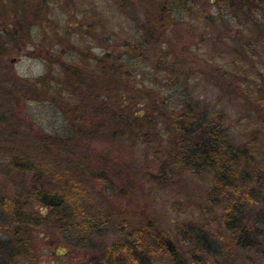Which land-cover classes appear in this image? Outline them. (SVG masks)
Returning a JSON list of instances; mask_svg holds the SVG:
<instances>
[{"label":"rangeland","instance_id":"1","mask_svg":"<svg viewBox=\"0 0 264 264\" xmlns=\"http://www.w3.org/2000/svg\"><path fill=\"white\" fill-rule=\"evenodd\" d=\"M166 1L47 0L48 4L43 6L50 14L49 25L45 24V37L35 28L28 44L4 58L7 69L3 79L17 80L22 93L25 92L23 98L16 97L11 103L12 128L16 124L23 133L28 130L33 135L47 134L81 141L74 143L79 146L73 154L86 163L83 166L87 190L94 204L97 203L95 210L101 215V224H97L93 233L76 237L72 231L57 230L54 220L49 218L32 236L33 253L26 259L12 258L9 251L16 244L11 235L12 219L3 214L0 264H101L108 248L123 240L127 232L143 230L148 224L175 243L178 254L187 264H264V126L254 112L249 116V106L234 94L229 97L227 93L228 98L218 100V90L203 78L213 66L230 61L227 47L236 44L238 50H243L252 36L261 43L256 47L255 56L244 64L243 70L251 77L248 83L242 82L241 87L253 82L254 88H260L262 81L258 75L264 77V37H257L255 29L243 26L233 15L224 11L221 14L218 0L177 2L170 13L174 22L166 24L162 35L164 30L152 23L157 20L162 25L166 19L159 14ZM11 13L10 8L0 14V30L7 27L3 19ZM257 22L263 27V16ZM150 27L154 30L152 38L144 32ZM55 37L65 44L54 46L50 51ZM234 38H237L235 44ZM149 39L152 40L149 42ZM136 46L140 47L142 55L130 59L127 52ZM223 55L222 61L219 58ZM161 56L167 67L181 68L178 82L182 85L178 89L169 86L167 76L160 70ZM214 57L215 60H211ZM59 59L68 70L80 73L82 82L76 86L81 85V88H76L61 72L57 66ZM118 60L128 64L130 70L120 69ZM109 68L107 78L103 72ZM171 72L178 75L175 70ZM83 77L98 88L100 96L101 80L105 78L107 84L115 82L118 91L111 93V98L107 96L106 103L120 112L130 126L122 137L111 139L109 133L101 129L98 134L93 131L92 136L84 135L90 131L92 121L88 117L86 120L79 118L87 113L89 103ZM52 79L50 86L54 90L50 94L36 82L45 80L47 84ZM187 98L211 111V120L217 125L221 123L234 147L246 148L249 161L238 171L241 179L237 181L241 193L245 192L239 201V218L250 231L249 238L243 242L245 246L232 242L219 220L220 209L203 213L204 206L208 205L204 198L211 187V176H199L198 180L181 176L164 183L154 179L158 168L167 162L168 147L179 137L167 131L168 119H161L153 131L144 130L139 134L135 129L140 120L145 124L152 120L146 117L149 108L153 116L160 117L163 110L159 107L163 102L164 110L179 113L181 109L184 111L182 102ZM217 113L221 115L220 121ZM92 138L98 141L88 143ZM8 159V155H0V195L11 199L20 191V183L8 169ZM100 172L105 177L103 181L99 178ZM22 184L31 188L28 179L24 178ZM28 205V210L47 215L36 203ZM191 225L202 228L205 246H197L183 238V231ZM144 239L150 241L146 230ZM122 260L120 264H131L126 258ZM151 261L148 264H171L165 255L154 256Z\"/></svg>","mask_w":264,"mask_h":264},{"label":"trees","instance_id":"2","mask_svg":"<svg viewBox=\"0 0 264 264\" xmlns=\"http://www.w3.org/2000/svg\"><path fill=\"white\" fill-rule=\"evenodd\" d=\"M180 1L167 0L161 6L164 12L161 8L159 14L162 18H166L163 19L162 25L158 24L157 20H153L152 24L155 27L159 26L160 30H164L162 35L165 33L166 24L174 22L170 13H172V7ZM184 1L190 4L194 0ZM47 4V0H0V14L9 11L10 8L13 12L12 15L3 19L8 25L0 30V155H8V169L13 171L14 179L20 183V191L13 198L0 195V221L3 214L9 215L12 219L11 235L16 243L9 251V257L12 258L26 259L29 254L33 253L32 236L38 228L45 225L49 218L54 220L57 230L60 232L72 231L76 237H84L83 235L87 236L93 233L97 224H101L99 222L101 215L95 210L97 203L94 204L93 196L87 190L83 166L86 163L84 164L80 157L73 154L79 146H75L74 143L80 144L81 141L76 142L75 140L74 142L69 137L60 139L47 134L33 135L28 130L23 133L18 125L13 124L12 128L10 124L11 103L15 102L16 97L23 98L25 92L22 93V87L19 86L21 84L17 80L12 82L11 78L3 79L4 70L7 69V64L4 65V58L12 55L16 49L21 50L23 46L28 44L35 28L39 29L45 37V24L49 25L48 16L50 14V11L48 12L47 8L44 7ZM217 6L221 14L224 11L227 15H233V18L241 22L243 26L255 29L258 32L257 37H264V26L260 27L257 22L259 18L261 20L262 16L264 18V0H218ZM50 22L52 21L50 20ZM51 29L53 30L55 27H51ZM144 32L148 38L153 37L151 34L154 35V30H151V27L149 30L145 28ZM251 37L244 49L242 46L240 47L243 50H238L239 45L235 44L237 38H234L232 42L235 45L227 47V53L231 56L230 61L226 64L223 62L219 67L213 66L209 74H203V78L218 90L220 93L218 100L228 98L227 93L229 97L230 94L231 96L234 94L237 99L249 106L247 108L249 116L251 117V112H254L255 117L260 118V123L264 126V77L258 75L261 76L262 81L258 89L254 88L253 82L249 86L241 87L242 82L248 83L249 77H251L247 71L243 70L244 64L247 63L248 59L250 60L255 56L256 47L261 43L258 38L252 39ZM151 40L149 39V42ZM210 40L212 39L208 41ZM156 42L158 43L159 40ZM64 44L65 42L56 40L55 37L54 42L50 44V51L54 46L57 48ZM215 44L216 42L212 46ZM127 54L131 59L141 57L142 51L140 47L136 46L131 48ZM62 55L63 52L59 57L62 58ZM160 58V70L167 76L169 86L178 89L182 85V82H178L181 68L175 69L172 65L167 67L164 63V57L161 56ZM219 59L223 61L224 55L220 56ZM211 60H215V57ZM118 61L120 62V69H129L128 64H123L122 60ZM64 64L60 59L57 62L61 72L66 74L74 86L81 84L80 73L68 70ZM171 70H175L178 75L172 73ZM105 71L103 74L108 78L110 68L105 69ZM83 79L85 80L86 77ZM52 81L54 79L47 84L45 80L36 82L38 86L42 84L41 87L46 89L47 94H50L54 90L50 86ZM88 81L90 80L84 81L86 90L89 92L87 113L79 118L86 120L88 117L92 123L90 131L85 132L84 135L92 136L94 132L98 134V130L101 129V132H108L111 139L116 138V136L122 137L128 132L130 126L120 112L114 111L106 103L108 101L106 97H110L111 93L118 91L115 82L109 81L107 84L105 78L104 81L101 80L100 96L98 88ZM76 88H81V85L76 86ZM162 103L159 107L163 110L160 117L153 116L152 108H149L146 117L152 120L146 124L140 120L138 125L135 124V126L137 125L135 130L140 134L144 130L153 131L161 119H168L166 123L164 121L167 131L177 133L179 137L168 147L167 162L158 168L155 181L167 182L181 176H189L198 180L199 176H211V187L208 192L206 191L204 198L205 203L209 206H204L203 213L210 214L212 210L220 209L219 220L225 230L229 232L232 242L245 246L243 242L249 238L250 231L248 230L249 227L243 225L239 218V201L241 197L244 198L245 192L241 193L237 181L241 179L238 171L249 161L246 148L234 147L222 129L221 123L219 122V125L214 124L209 113L211 111L204 109L205 107H199L200 103H192L189 98L186 101L183 99L182 104L185 109L184 111L181 109L179 113L164 110ZM260 112L261 114H256ZM216 115L220 121L221 115L218 113ZM157 118H159L158 121ZM94 141H98V139L92 138L88 143ZM245 176L248 177L249 175ZM24 178L29 180L31 188L28 189L22 184ZM99 178L101 181L104 180L103 173L100 172ZM242 178L246 179L244 176ZM31 202L45 209L47 215L44 216L34 210H28V204ZM140 229L123 234V240L108 248L107 252L104 253L101 264H120L119 261H123L122 258L130 260L131 264H133L132 262L148 264L152 262L151 258L157 255H165L171 264H187L186 259L178 254L175 243L165 233L159 231L152 224H148L143 230ZM145 230L150 236V241L144 239ZM201 232V227L191 225L183 231V238L197 246H205V236Z\"/></svg>","mask_w":264,"mask_h":264}]
</instances>
